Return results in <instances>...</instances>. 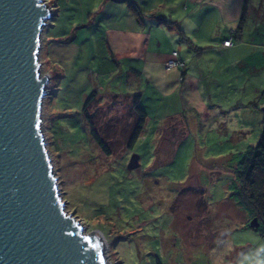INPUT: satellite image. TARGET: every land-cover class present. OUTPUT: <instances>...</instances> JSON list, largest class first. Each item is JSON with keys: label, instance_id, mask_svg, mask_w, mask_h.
I'll list each match as a JSON object with an SVG mask.
<instances>
[{"label": "rangeland", "instance_id": "rangeland-1", "mask_svg": "<svg viewBox=\"0 0 264 264\" xmlns=\"http://www.w3.org/2000/svg\"><path fill=\"white\" fill-rule=\"evenodd\" d=\"M46 3L54 6L53 14L58 15L48 22L50 35L62 40L74 32V46L61 49L57 79L45 58L47 26L43 29L40 70L49 76V82L42 107V133L66 210L83 224L85 233L102 234L109 264H214L208 248L218 240L224 243L220 249L227 243L230 246L224 254L225 264H264V226L261 224L260 230L246 226L243 211L228 198L229 172L219 169L226 157L222 153L232 146L230 137L223 134L212 139L211 133L177 127L167 138L161 134L146 140L141 137L132 150L103 155L81 114L96 84L89 77L91 70H97L98 60L93 58L101 53L95 38L98 33L92 37L91 27L80 28L89 23L95 0ZM249 5L256 12L246 23V34L263 41L264 0H250ZM261 99L264 101L263 96ZM98 104L95 109L107 110L110 100ZM117 108L119 114L124 113L122 106ZM225 112L229 121L235 115L247 118L249 114H239L234 106ZM133 155L139 157V167L129 170ZM196 182L200 187L195 188ZM188 188L197 194H180ZM198 199L206 200L204 211L198 210ZM245 218L248 221V216Z\"/></svg>", "mask_w": 264, "mask_h": 264}, {"label": "crops", "instance_id": "crops-1", "mask_svg": "<svg viewBox=\"0 0 264 264\" xmlns=\"http://www.w3.org/2000/svg\"><path fill=\"white\" fill-rule=\"evenodd\" d=\"M249 1L95 0L89 23L80 27H91V36L98 33L100 43L101 53L94 58L90 48V59L98 60L89 75L96 81L92 92L103 98L140 96L147 114L142 138H167L177 127L211 133L212 139L230 137L232 146L222 153L227 159L219 168L229 172L228 191L238 158L259 140L264 112V39L246 34V23L256 12ZM129 4L137 7V14ZM57 16L54 12L52 21ZM73 39L74 32L62 40L51 36L47 25L45 58L57 79L61 49L74 46ZM229 39L232 45L224 47ZM173 52L183 67L166 70ZM229 106L239 114L248 112L247 118L235 115L229 121ZM194 186L200 187L198 182ZM228 198L232 200L230 194ZM241 215L247 223L248 215ZM223 244L218 240L208 248L214 264H225L230 246L220 249Z\"/></svg>", "mask_w": 264, "mask_h": 264}, {"label": "water", "instance_id": "water-1", "mask_svg": "<svg viewBox=\"0 0 264 264\" xmlns=\"http://www.w3.org/2000/svg\"><path fill=\"white\" fill-rule=\"evenodd\" d=\"M53 17L46 0H0V264H109L102 234L66 210L42 133L39 52Z\"/></svg>", "mask_w": 264, "mask_h": 264}, {"label": "trees", "instance_id": "trees-1", "mask_svg": "<svg viewBox=\"0 0 264 264\" xmlns=\"http://www.w3.org/2000/svg\"><path fill=\"white\" fill-rule=\"evenodd\" d=\"M134 13L137 7L129 4ZM246 10V7H245ZM242 21L240 27L242 26ZM264 97V92L262 94ZM109 99L107 110L96 108L103 100ZM118 106L124 109L123 114L118 113ZM81 114L85 120L91 139L100 152L111 157L121 151L132 150L142 137L147 121V114L140 106V96H116L103 98L92 92L85 100ZM238 168L233 171V182L229 187L230 198L249 216L246 226L253 218L258 219L259 228L264 226V112L262 130L257 144L249 148L238 158ZM197 190L184 189L180 194ZM204 195L203 192H201ZM206 202L197 200V208L204 211ZM254 230V229H253ZM264 242V231L261 233Z\"/></svg>", "mask_w": 264, "mask_h": 264}, {"label": "built area", "instance_id": "built-area-1", "mask_svg": "<svg viewBox=\"0 0 264 264\" xmlns=\"http://www.w3.org/2000/svg\"><path fill=\"white\" fill-rule=\"evenodd\" d=\"M231 45H232L231 39L223 42L224 47H230ZM182 67H183V62L179 60L177 52H173L171 54V57L165 62L166 70L179 69Z\"/></svg>", "mask_w": 264, "mask_h": 264}]
</instances>
